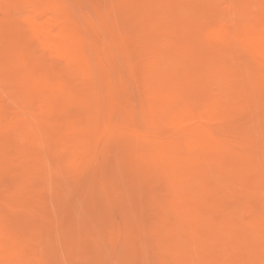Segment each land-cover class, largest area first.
Instances as JSON below:
<instances>
[{"label": "bare ground", "instance_id": "1", "mask_svg": "<svg viewBox=\"0 0 264 264\" xmlns=\"http://www.w3.org/2000/svg\"><path fill=\"white\" fill-rule=\"evenodd\" d=\"M66 1L67 0H0V12H2L0 14H3V16L0 17V83L5 82L6 86L9 87L8 89H5L6 91H4L5 92L4 94L0 93V184L3 182L4 179L6 180L7 177H11V178L14 177L15 178V179L13 178L14 179L13 181H15V183H16V184L14 183L15 186L17 185V182L19 184L20 183L23 184V182L21 181V178H24V180H26V179H28L29 176H31L33 174V180H34V178H36V176L34 177V174L36 175L37 173L42 174V178L44 179L42 182L40 181L41 182V183H39L40 186H45L42 184L43 182L49 183V185L47 184L48 187H46L49 189L48 192L52 188L51 186H54L55 182H58V181H55L53 179L56 176H57L56 177L57 179L55 178L56 180H58V177H59V180L62 179L63 182L65 180H72L73 179L72 180L73 183H80L83 181L82 178H83V174H84L86 169H91V171H92V170H94V168H96L100 164L99 160H101V159H99V157H101L100 154L101 153L103 154V152L100 150L99 145H102V143H104V142L106 143V141L108 142V140H110V139H114V140H117L119 147H124L126 149L128 147L131 149L129 154H131V157L133 158L131 160L132 161L134 160L133 161L134 165L132 168L133 170L131 171L132 162H131V160H129L131 162V164H130L131 166L128 165L130 168V169L128 168L130 170L128 172H130V173L127 174L125 172V174H127V178L129 176L130 179H131V176H134V181H136V182L134 184H132L133 186L132 185L131 186L134 187L133 189H135V190L132 193L133 189L128 190L129 189V186H128V188L125 189L124 192L126 194V191L127 192L131 191V193L128 192L129 194H127V195H125L124 192H122V193L125 195V197L126 196L128 197V198L126 197L128 200L130 198H132L133 195L135 196L134 199H137L136 194L139 195L140 193H142L144 191V188L147 187V185H149V184H146V186H145V184H142V185L140 184L139 187H136L135 186L136 183H138V181H140V178L142 179V182L145 180H148V178H149L147 183H150V187L152 184V188H149V186H148V188H145V191L146 192L148 191L147 192V196H148L147 200L148 201L145 198L146 197L145 191L143 192V194H145V197H141L143 195L140 196L141 198H139L137 196L138 197L137 200H139V199L144 200L145 199L144 202L147 201L146 203L149 204V206H148V204L143 202L144 204L147 205V207H149V209H144V210H146L145 213L152 210L153 204H157L158 207L156 206L155 209L158 210V208L160 207L158 210L160 215L159 216L156 215L157 216V219H156V217L155 218L153 217L154 214L151 212L150 215L151 216L153 215L152 217L154 219H156V220L151 222L150 220H148L150 215L148 216L146 214H143L144 213L143 207L142 208L140 207L141 210H139V212H138V210L136 209L137 207L135 206L136 204H134L135 200H133L134 201L133 205L135 206L134 207L132 205V203H130V201H131V199H130L128 201L129 203H127V207H125L126 209H124V210H126L125 214L120 215L119 218L123 216L122 218H124V217L130 218V220L136 219V221H137V219H139L138 213H140V211H143V213L141 212L142 214L140 215L141 220H138L137 222L142 223V221H143L144 226L142 225V227L141 226L139 227V225H140L139 223L134 224V222L132 223L131 221H129L128 226H130V228H127V227L124 228V226L122 224L125 220V226H126V224H128V223H126L128 221L127 219H124V220L121 219L122 221H120V222H122V223H120V222L116 223L115 220L113 219L114 218L113 213L115 212V214L117 216L119 214V211L122 210V209L119 210V208H122L121 204H120V207L118 209L115 207V205H113L118 200V198H116L117 200H114L115 197H118V195H116V194H115V197L113 198L114 192L117 193L116 191L113 192V190H115L117 185L115 187H113V185H111L113 188L110 187L109 186L110 184H108V182L110 183V181L104 182L103 181L104 176H100V178L103 177V179L100 182L101 184L98 183L99 185L97 188L99 189L101 187V189H99L98 192L96 191V193H98L100 195L102 194V197H103V194L105 193L104 198L102 199V197H101V199L103 201L107 197L106 198L107 200L105 199V201H104V202H106V205L103 203V205H105L106 207H107L108 203H112V202L116 201V202L112 203V207L114 208V210H117L118 213H116V211L111 213L110 209H108L109 207L106 208V210H104V209L102 210L101 208L103 206H100V208H99L98 203L96 202L97 205L93 208H96V211L98 209H100L102 211V213L99 211L98 212L106 215V217L104 215H103L104 216L103 217L100 214L99 215L100 220L96 221L95 218L98 219V213L94 210L95 211L94 214L96 213L97 216L93 214V211H92V216L88 215L90 217H93V215H94V217H93L95 219V220H93L94 222L90 221V223L84 225V223H82V221L78 220V228L82 232L81 233L75 232V233H77V234L80 233V235H78V236H79V239L81 241L82 240H83V242L85 240L87 241V243L84 242L83 246L82 245L80 246V247H84L86 244H88V248H87V246H85V250L87 249V251L88 250H91V251L86 252V254L92 252L93 249H91V248L97 249L98 247H103V246H101L102 244L104 245L105 243H108L107 245H109L111 248L109 247L110 250L107 248L109 252L106 249H104L106 252L104 251L103 256H107V257L111 258L112 257L111 254H113V255L115 254V256L117 254L116 257L118 259L115 260V258L113 256V258H114L113 262L107 261L108 259H110V258H108L106 261L104 260L106 263L103 261L105 264H107V263L108 264L109 263H111V264H126L125 261H127V264H128V261L130 259L129 255H136L134 253H137V252L138 253L140 252L139 254L141 255V256H137L138 260H140L142 258V261L145 262V264H193V263L194 264H220L222 262V259L224 258L223 257L225 255L224 252H219L217 257H215V260H213L211 263V262L206 260L207 255H205V252L203 250V248L208 243L211 242L210 240L212 238H214V237H215L214 239L217 238V236L220 232H229V234H230L229 238L231 240H234V238L236 239V235L234 234V232L236 230V227L239 226L240 227L239 229H241L243 227L244 232L247 230H251L253 232L255 231L256 234L258 233L260 235V237H258V238L264 239V218H262L263 215H258L256 213H254L255 210L250 209L251 211L253 210L252 212L254 215V216L250 215V218L252 217L250 221H248L242 225L239 222H237L240 220V218L237 217L239 220H237L235 222L234 221L235 219L233 217L235 215H233V214H236V213H234L232 211V213L230 214V213H228L229 212L228 210H227L228 212L225 210V207L222 204L223 201H220V198L216 197V195L218 194L217 193L218 191L214 190L215 188L218 187V185L221 184V183L218 184L216 181H220V179L222 178L221 175H224V174L220 173L221 174V175L219 174L220 176L217 175L218 177H220V179L215 180L216 178L215 179L213 178L215 180L213 182H212V180L208 181V179H207V177L209 179H211L207 175L210 172H213L216 170H218L217 172H219V171L224 172L226 175L231 174V175H228V178H230L229 176H231V177L234 176L233 178H236L238 176L237 179H239L242 177L241 176L243 173L242 170L247 169V168L243 169V167H245V165H244L245 162L243 161L242 157L243 158L245 157L244 160H246L247 162H249V160H247V158L251 157V155H249V156L247 155L248 156L247 158H246V156H244L247 153H249L248 151L250 149L249 150L247 149V153L244 154L243 152L245 151L244 150L245 146L238 145V142L232 143L233 141L231 142L228 139V135L223 130L220 131L217 129V125H219V126L225 125V123L227 122V119H229V117L232 118V117L237 115V114L234 115L235 114L234 112H236L238 110L240 111V109H247L251 104H252V108L250 107L251 108L250 111L253 108H254L253 110H255V109L261 110V112L257 111V112H260V115H258V116H257V114H259V113L255 114L254 111H252V114L254 113L256 116V117L255 116L252 117V118H255L253 120L254 121L256 120V123L260 122V125H262V124L264 125V118H263L264 117V7H263V10H261L262 8L260 10H259V8L258 9L256 8L257 9V11H256L255 8H253L256 5V4L254 5L256 0H254L255 2H253V3L249 2L250 4L248 3L247 0H242V1L239 0L240 2H242L241 4L239 3L240 6L234 5V4H237L239 1L230 0V1H235L234 3L231 2L232 4L230 6L231 7L230 10L234 11V13H233L234 15H233V17H228L225 14L231 12V11L226 12L227 9L229 10L228 4H230V1H228L229 2L228 4H227V1L226 2L223 1L226 3L225 5L228 6L225 8L226 10H224L226 13H223L224 12V11H222L224 9L223 7H222L223 9L218 8L219 10L222 9L221 12H219V14L216 13L218 11L215 9L216 11L214 13H216V16H215V14H213V16H215V17L214 18L212 17L213 19L211 18L212 22L210 20V17L212 15H209L210 17L208 16L209 17V20H208L207 19L208 17L206 16L207 17L206 18L204 16L205 13H203L201 7H199L200 9H198V10H201V12H199V13L200 14L203 13L202 15L206 18L205 20L210 21V24H211L210 25L211 27H209V25H208L209 23H207L208 21L207 22L205 21V23H207L209 29H203L201 26V24L203 23L202 22L203 20H201L202 15H201V17H199L200 15L197 16L195 14L196 12L198 14V11L195 9L196 5L194 7L191 5V3L188 6H187V4L181 5V4H179V1H177L179 6H181L180 8H182V10H184V11H186L185 7H187V10H189L188 7L192 6L191 7L192 9L190 8V11L189 12L186 11V12L190 13V12H192L191 10H193V8H194L195 10H193V12H192L193 16L196 15L197 18L195 16L194 17L197 20H199L201 18L200 20L202 23L195 22L194 25L187 26L185 28L183 26V30L181 28L182 31L179 30L178 28H175V30L172 32V36L174 37L173 39L176 42V43H174V41H172V44L174 43V49L169 50L167 52L166 51L162 52L163 50L160 49V47L158 45L159 43L156 44V41L155 42H154V40L152 41L151 38L147 37L148 36L147 34H145V33L143 34L142 32L147 33V31H145L144 29L142 30V28H141V25H142L141 14H143L144 9L146 11L147 6H148V8H150V7L154 8L153 1L152 0H115L117 2L118 6L124 5V6H127V8H128V5L130 6V4H131L132 7L131 8L129 7L128 9L129 10L131 9L129 13L132 14L131 18H132V21L134 22V24L133 23L132 24H133V27L136 28V30H137V32L135 33L134 36L144 38V41H143L144 43H146V40H147L148 44L150 42V44L154 46V49L158 50V52L155 51V53H156L155 55L150 56L146 59L144 66H143L145 69V74L143 77V88H142L143 92H144L143 93L144 97H142V98H144L143 103H146L147 106H144L140 111H138V114H137L129 106V103H126V102L124 103V101L126 99L125 100L123 99L124 101L121 100L124 96L127 97V95H126L127 92L125 90V92H126L125 95L122 93V96L123 95L124 96L121 97V92H120V90H118L119 85H120L119 81L114 77L111 66L108 65L109 63H108V59L106 57L107 47L104 43H102V42L100 43V40H98L99 37H101L99 35L101 33L99 31L100 27L97 26V23L94 21H93L92 25L90 23L89 30L86 27H84L82 25V23L80 22V20H78L74 16L73 9H71L70 6L68 5V3L70 1L68 3ZM102 1H104V0H102ZM108 1H110V0H108ZM113 1H112V3H113ZM185 1H188V3H189V0H185ZM185 1H183V2H185ZM191 1L192 0H190V2ZM194 1H196V2L198 1L197 3H201L200 0H194ZM218 1H216V3L218 2V4H219L220 0H218ZM249 1H251V0H249ZM257 1L259 2V3H257L259 5L261 2L259 0H257ZM99 2H101V0L98 1L97 5L99 4ZM157 2H158V0H157ZM205 2L208 3L209 0L208 1L206 0ZM223 2H221V3H223ZM107 3H109V2H107ZM221 3L219 4V6L222 5ZM101 4H102V2H101ZM110 4H109V6H110ZM201 4H202V7H204V5H203L204 2H202ZM218 4L217 5L212 4V5L219 7ZM171 5H173V3ZM212 5H211V7H214ZM232 5H234L235 7ZM263 5H264V3H263ZM78 6H80V5H78ZM198 6H200V5L198 4ZM205 6H207V5L205 4ZM110 7L112 8V10L114 9V7H112V5ZM101 8H102V6H101ZM174 8L176 9V7H174ZM214 8H216V7H214ZM19 9L24 10V12L18 19L17 13L22 12L21 10L19 11ZM206 9L207 8L205 7V11L207 12ZM250 9H254V11H252ZM125 10H126V8H125ZM182 10H180L181 11L180 13L184 14L185 12H182ZM95 11H98V9H95ZM194 11H196V12L194 13ZM213 11H214V9H213ZM213 11H209V13L210 12L213 13ZM100 12H102V11L100 10ZM111 12L112 11H110V13ZM121 12H120V14H122ZM173 12H176V11H173ZM126 13H127V11H126ZM220 13H223V14H220ZM108 14L109 13H107V15H106L107 17H108ZM152 14H153V11H152ZM101 15H103V14L101 13L99 15V17ZM160 15H162V14H160ZM185 15H187V14H184V16ZM190 15L191 14H189L188 16H190ZM219 15H220V17H223V18H220ZM221 15H223V16H221ZM154 16H156V15H154ZM181 16L182 15H180V17ZM193 16H190L187 19H189L191 17L193 18ZM77 17H79V16H77ZM86 17L88 19L87 15H86ZM111 17H113V16H111ZM127 17H126V19H127ZM163 17H164V14H163ZM100 18L102 21L103 17H100ZM100 18L98 19V21L100 20ZM90 19L92 20V18H89V20ZM112 19L108 18V20H109L108 22H111L110 20H112ZM171 19L174 20V17H172ZM177 19L178 18H176L175 20H177ZM114 20H116V19H114ZM120 20L121 19H119V21ZM184 20H185V18H184ZM128 21H129V19H128ZM172 21H171V24H172ZM104 22H107V21H104ZM104 22H103L104 25L102 24L104 26L103 30H105V29H106V31H110L111 29L114 30L112 27L110 29L108 27V24L105 25ZM177 22H180V21H177ZM182 22H183V20H182ZM113 23H116V21H114ZM184 23H187V22H184ZM205 23H204V25H206ZM132 24H131V26H132ZM190 24H192V23H190ZM111 25H113V27L115 26V24H111ZM116 25H118V24H116ZM146 27H148V26H146ZM193 27H195L194 30H191L190 28H193ZM150 28L151 27H148V30ZM205 28H207V26ZM122 29H120V30H122ZM162 29H164V28H162ZM185 29H186V31H184ZM158 30H159L158 32H160V29H158ZM178 30L181 31L180 34L178 33L179 32ZM190 31H191V33H190ZM162 32H163V30H162ZM150 33H151V35H153L152 32H150ZM148 34H149V31H148ZM160 34H159V36H160ZM129 35H130V32H129ZM149 36H150V34H149ZM114 37H115V39H118L115 42V44H118L119 47H123V45H124L123 37L125 39L126 34L120 33V35L116 34V35H114ZM160 38L161 37H159V39H158V37H157L158 41L160 40ZM149 39H151V40L149 41ZM155 39H156V37H155ZM164 41H165V39H164ZM166 41H168V40L166 39ZM162 42H163V40H162ZM164 43H167V42H164ZM168 44H164V45L168 46ZM35 45H38V47H40L42 49L43 54H41V52L39 53V51L36 52L37 50L35 49ZM195 45H197L198 48ZM227 47H232V48H236V50H241L243 54H245V52L247 53V55L245 54L244 56H248L247 62L249 64L248 65L246 64L247 69L246 68L245 69L248 70L247 71L248 73L251 72L252 75H250L251 74L250 73L247 76L248 73L246 72V70H243L244 67L242 69V66H243L245 61L238 63V61H240L239 60L240 57L237 59L238 61L236 63L240 64V65L242 64L241 71L243 70V72L238 73V71H237L238 75H236V73H235V75H234V73L231 74L230 71H231L232 67H234V63L231 62L233 64V65H231L232 66L231 67L229 65V63L227 62L226 58H225L226 59V61H225V59L223 57L226 56L227 54H223L224 55L223 57H219V56H221L220 53L223 52L225 49L230 50V48H227ZM168 48L171 49L170 45ZM224 52L226 53L227 51H224ZM229 52L230 51H228V53ZM45 53H49L51 55V57L46 58ZM237 53H241V52L238 51ZM164 54H166L167 58L165 57ZM243 54H242V56H243ZM239 55H237V57ZM233 58H235V60H236V57L234 55H233ZM118 59H119V57H118ZM229 59H231V58H229V55H228V60ZM177 60L181 61V62H179V64L182 63V65H184V67L182 66L183 69L178 68L175 65ZM243 60H245V59H243ZM167 64H169V65H167ZM240 65H238V66H240ZM249 66H250V69H249ZM237 69H239V68H237ZM249 70H251V71L249 72ZM255 70H257V72ZM241 75H242V78H240ZM98 78L103 79L102 81H100V83L102 82L103 88L106 90V94L104 93L105 97H103L104 95L102 96V94L100 92V90H101L100 87H102V84H98L97 80H100ZM121 78H122V76H120V80H123ZM125 84H126V82H125ZM218 84H221L222 88H223V86L234 87L233 88V90H235L234 92L236 93V91H237V94H235V98L237 99V101H235L236 103H233L234 102L233 100H235V99H233V98H232L233 100L230 99L231 97L229 95L231 94V92L230 93L227 92L228 94L227 93L225 94L223 91L224 94L222 97H219L220 95H222L221 93H219L220 94L219 96L215 95V92H216V94L218 93V91H216V86ZM124 87L126 88V86H124ZM134 89L136 90V88H134ZM122 90H124V88L121 89V91ZM227 91H229V90H227ZM102 93H103V90H102ZM6 96L8 98H10V100H11V102L8 99H7L8 102L5 101L8 104H4L5 102L2 100ZM103 98H105V102L108 103V106L106 103V109L109 107L107 109V111H108L107 114L105 112L106 109L104 107L105 106L104 102L102 104V105H104L103 106L104 109L102 108V105H101ZM136 102L137 101H135V103ZM10 104H12V107H13V108L11 107L12 109L8 107V105H10ZM13 104H16V106L15 105L13 106ZM253 105H255V107H253ZM256 107H259V108H256ZM137 108H139V106ZM9 109H11V111H12L11 115L9 114V112H10ZM102 109H103V111H102ZM120 110H122L121 112H122L123 118H122V120L120 118L119 120H121V121L118 122L117 119H118L119 115L117 113ZM102 112H104V115L105 114L106 115L104 116ZM249 112H247V116L251 115ZM255 112H256V110H255ZM239 113L242 114V112H239ZM248 113H249V115H248ZM232 114H233V116L231 117ZM244 115L246 117V114H244ZM237 118H239V116ZM249 118H250V116H249ZM252 118H250V120ZM253 120H251V121H253ZM249 128H250V126H249ZM260 128H261V126H260ZM19 137L22 138L21 142H19V140H20ZM13 138L15 139V141L19 142V144H14L13 143L14 141L12 142V140H14ZM111 141L112 140H110V142ZM115 145L116 144L113 142L112 146H111L112 147L111 150L114 149L113 151H115L116 147L113 148ZM243 147H244V149H243ZM101 148H102V146H101ZM124 148H123V150H124ZM50 149H54L55 151L58 152L59 156H58V154H56L55 151H53L56 154L55 160L57 161V159H58V158L56 159V157H60L59 159H60V163L63 164L62 166L68 168L67 169L68 173H70V175L68 177H70L72 174V177L75 176L77 178L76 180H78V181L74 180L75 179L74 177L73 178L71 177L72 179L71 178L68 179L67 177H65L66 179L65 178L63 179L62 177L60 178V176H63L62 174L65 171L64 172L62 171V174H59L60 170L57 171L56 168L60 167L59 161H58V167H57L56 163L54 162L55 160H48L49 159L48 156H47L48 157L47 160L44 158V156H45L44 153L46 151H49ZM104 150H105V147H104ZM109 150H107V152ZM16 151H18V152H16ZM120 151H122V150L120 149ZM123 152H125V151H123ZM15 153H18L16 155L20 156L19 157L20 162L18 164H14V162L11 160V155L12 154L15 155ZM105 153H106V151H105ZM127 154H128V152H127ZM127 154H125V155H127ZM119 155L122 156L124 154H121L119 152ZM119 155H118V157H119ZM116 156H117V154L115 155V157ZM122 157H120V159ZM117 159H119V158H117ZM117 159L115 161V165H113L114 168L116 166ZM123 160H124V158H123ZM240 160H242L244 162V164H243V162L241 163ZM250 160L253 161L251 158H250ZM48 161L50 163H48ZM113 162H114V160H113ZM51 163H54L55 166H53V164H51ZM124 163L127 165L126 159L124 160L123 164ZM49 164L52 165L53 167H50ZM101 164H102V160H101ZM249 165H252V164H249ZM117 166L119 167V165H117ZM121 166L123 168L125 165H122V163H121ZM236 166H237V168H236ZM247 167H248V165H247ZM61 168H59V169H61ZM124 168L126 170L127 167H124ZM252 168H253V165H252ZM262 168H264V167H262ZM99 170H101V169H99ZM89 171L90 170H88V173H89ZM120 171H121V169H120ZM245 171L247 173V170H245ZM249 171H253V170H248V172ZM261 171H263V170H261ZM95 172L96 171H94V173ZM108 172H110V169H108ZM111 172H113V171H111ZM253 172H255V171H253ZM253 172H251V174H250V172H249V174L248 173L247 174L251 176ZM260 173H258V174H260ZM52 174H54V175H52ZM95 174H96L95 176L93 174H91L92 179H95V177L98 176L97 172ZM107 174H109V173H107ZM110 174L112 177L114 172H113V174L112 173H110ZM211 174H214V172ZM89 175L90 174H88V175L86 174V177ZM102 175H104V174H102ZM116 175H117V173H116ZM116 175L114 174V178H116L115 177ZM243 175H244V173H243ZM51 176H54V177L52 178ZM65 176H66V174H65ZM122 176L123 175H121L118 178L120 179V178H122ZM211 176H215V174L211 175ZM261 176H263V174ZM50 177L54 182H52ZM86 177L84 175V178H86ZM111 177L107 176V178H110V179H111ZM252 177H253V175H252ZM256 177H258V176H256ZM259 177H260V175H259ZM114 178L112 179V181L114 180ZM118 178H116L115 181ZM248 178L250 179L251 177L247 176V179ZM39 179H41V178H39ZM98 179H99V176L96 178L97 182L100 181V179L99 180ZM241 179H239V180H241ZM256 179L255 180L253 179V180L256 182ZM37 180L38 179H36L35 182L32 181V183H31V181L28 180L29 181L28 184L31 185L30 188H32V186L35 184L36 186L34 185V187H36V189L33 187L34 190L39 191V189L37 190V187H39V188H41V187L37 185L38 184L37 182H39ZM50 180L53 183V185H52V183H50ZM87 180H88V178H86L85 181H87ZM96 180H92L93 181L92 184H94V182H96ZM230 180H231V178L229 179V181ZM251 180H249V183H251L250 182ZM72 181H70V182H72ZM90 181H91V179H90ZM122 181H124V178H122V180H120V184H122ZM261 181L264 182V179ZM261 181H258V182H261ZM63 182L62 181L58 182L59 186H61V189H62V187L63 188L66 187L65 184H63ZM142 182H140V183H142ZM224 182H226V181H224ZM9 183H12V181ZM60 183H62V185ZM65 183H67V185H68L67 188L68 187L70 188L72 186L71 187L72 189H70L71 192L73 190L75 191V189H74L75 184L73 186V184L69 183L70 184L69 185L68 181ZM124 183L126 184V182L124 181L123 182L124 186L123 185L122 186H123V188H126L127 186L125 187ZM153 183H154V186H153ZM215 183H217V185H215ZM5 184H7L6 181H5ZM81 184H79L78 189H80V188L82 189ZM209 184H210V186H212V185L217 186L215 188L213 187V189L210 187L211 191L212 190L216 191L215 195H213L214 194L213 191H212L213 193L210 191V188L208 186ZM238 184H239V182H238ZM244 184H246V183L244 182ZM2 185H3V183H2ZM86 185H87V183H86ZM127 185H128V183H127ZM236 185L237 184H235V187H236ZM257 185H255V186H257ZM15 186H12V187L14 188ZM89 186L91 187V185H89ZM93 186L95 187L96 184ZM118 186H119V188L122 187L119 184H118ZM159 186H160V189H162V192L158 188ZM233 186H234V184H233ZM255 186H254V188H256ZM16 187H15V190H16ZM21 187H23V186H20V188ZM28 187H29V185H28ZM28 187H27V189H24V190L32 191L31 192L32 194L36 193L35 191H33V188L30 189ZM251 187L253 188V186H250V191L249 190L247 191L248 193H246V191L245 192L244 191L239 192V194L244 192V196H246V199H247L246 203L248 202V200L251 201L250 198L252 197V194L250 192L256 190V189L251 190ZM46 188L44 189L45 191H43V192H45V194H43V196L41 198L42 200H44L45 204H46L45 199L48 196ZM86 188L88 189V192H87ZM89 188L85 187V190L87 193L90 194V192L94 188L91 189L92 188L91 187L90 188L91 190ZM208 188H209V190H208ZM229 188H231V187L229 186L228 189ZM248 188H249V186H247V189ZM58 189H60V188H58ZM120 189L122 190V188H120ZM257 189L260 190L261 188H257ZM5 190H8V189L5 188ZM9 190L11 192V190H14V189L9 188ZM52 190H54V189L52 188ZM64 190H66V188ZM64 190H61V191H64ZM80 190L79 191L77 190L78 195L81 192H82L81 195H83V196L88 195L87 193H84L85 191H82L83 189L81 190V192H80ZM89 190H90V192H89ZM95 190H97L96 187H95ZM223 190H224V188H223ZM245 190H246V187H245ZM263 190H264V186H263ZM74 191H73V193L70 192L71 195L72 194L75 195ZM99 191H104V193H99ZM159 191L161 192V195L158 193ZM230 191H231V189L229 190V193H230ZM0 192H2V190ZM53 192H55V191H53ZM66 192L68 193V191H66ZM66 192H64V195ZM112 192H113V194H112ZM118 192H119V190H118ZM31 193H30V198H32V201L30 198H28L29 196H27V198H26L25 197L26 194L23 193V191L21 192L19 189L14 191L13 194L11 192L10 195H7V197H5V198L6 199L9 198L10 200L11 199L15 200V199L20 198L21 200L19 201V203L22 205L23 210L25 211V213H30V214H38L37 211H39V209H38L39 207L34 206V205H36V204L40 205V203H41V207L42 206H44V207L40 208L41 211H39V212H40V215L42 214L43 216H45L46 213H43V212H45V210H44L45 205H43L44 203L41 201V199H40V202L38 201L37 203H35L34 205L32 204L31 206L29 205V204H31V202L34 203L33 200H35V197L37 196L36 195L33 199V197L31 196L32 195ZM42 193H41V195H42ZM51 193H52V191H51ZM57 193H58L57 194V196H58L59 191H57ZM60 193H62V192H60ZM70 193H68V194L70 195ZM83 193L87 194V195H84ZM96 193H94V191H93V194H96ZM234 193H237V192H234ZM253 193L255 194V192H253ZM257 193H256V198H257ZM262 193H264V191ZM36 194H39V193L37 192ZM54 194H56V193H53L52 198H51V196H48L51 198L50 199L51 205H55V204L59 203V201L57 202V200H56L57 196L54 197ZM210 194L212 197L209 196ZM219 194H222V196L223 195L225 196V194H223V192H221V193L219 192ZM227 194H226V196H227ZM254 194H253V197H254ZM33 195H35V194H33ZM49 195H51V194H49ZM73 195H72V198H73ZM237 195H238V193H237ZM89 196L91 198H93V200H95L94 198H96L95 195H93V197H92V195H89ZM111 196H112V198H111ZM208 196L210 197L209 199H211V198L212 199L211 200L207 199ZM222 196H221V198H222ZM43 197H44V199H43ZM78 197H76V195H75L76 199L74 198L73 202L71 200L72 198H69V200H67V202L71 200L70 202H72V203L77 202L76 204L78 205L80 200H82V198H83V197L81 198V196L79 198ZM241 197H243V196L241 195ZM53 198H56V199H54L55 202L53 201V203H52ZM121 198H120V200H121ZM234 198H236V197H234ZM65 199H63V200H65ZM87 199L88 200H86L87 202L85 201V203L89 204V202H88L89 197ZM241 199H243V198H241ZM27 200H30L31 202L29 201V203H28ZM59 200H60V198H59ZM61 200H62V198H61ZM75 200H77V201H75ZM84 200H82V201H84ZM2 201H3V198H2ZM21 201H22V203H21ZM95 201L100 202V199H97ZM123 202H125L123 204V206H124L126 204V201L123 200ZM48 203L50 206L49 198L47 200V205H48ZM63 203L66 204V200ZM253 203H254V201L250 205L252 206ZM5 204L8 205V199H7V203L5 201ZM60 204H58V205H60ZM79 204L81 205V203H79ZM87 204L84 208H86V209L89 208L88 210H90L92 208V206H91L92 201L88 205L89 207L87 206ZM94 204H95V202H94ZM138 204H140V203L138 202ZM247 204H249V202ZM259 204L255 203V205H257L258 207H259ZM262 204H263V201H262ZM21 205H20V207H21ZM80 205H78L79 208H80ZM118 205H119V203H118ZM227 205H228V203H227ZM250 205H248V206H250ZM78 206H76V207L78 208ZM97 206H98V208H97ZM5 207L6 206L4 205V208ZM7 207L10 208V205H8ZM62 207H65V205L62 204ZM131 207L134 208V210L132 209L133 211L130 209ZM138 207H139V205H138ZM253 207H251V208H253ZM0 208H2V206ZM46 208L48 209V207H46ZM65 208H67V207H65ZM113 208H112V210H113ZM237 208L239 209L238 206H237ZM249 208H248V210H249ZM5 209H8V208H5ZM36 209H37V211H36ZM53 209H54V207H53ZM72 209L76 210L73 207H72ZM80 209H82V208H80ZM135 209L138 212V213H136L137 214L136 216L134 215L135 213H133L136 211ZM155 209H153V210H155ZM245 209H246V211H248L247 207ZM262 209H264L263 206L261 208V211L263 212ZM42 210H43V212H42ZM91 210H93V209H91ZM124 210H122L121 212H123ZM69 211H71V210H68L67 212H69ZM79 211H81V210H79ZM103 211L104 212L107 211V212L103 213ZM156 211L154 213H156ZM256 211L258 212L259 209H257ZM8 212H7V214H8ZM48 212H49V210H48ZM48 212H47V214H49ZM67 212H66V217H67ZM76 212H77V210L75 211V213ZM206 212H207V214H205ZM208 212H210V213H208ZM1 213H2V211H1ZM73 213H74V211H73ZM73 213L71 215L72 217H70L69 220L71 218L72 219L74 218L75 214H73ZM82 213L83 212H81V214ZM240 213H241V211H240ZM3 214H5V213H3ZM90 214H91V212H90ZM126 214H128V216H126ZM238 214L239 213H237V215ZM76 215L77 216H75V217L77 218L78 214H76ZM83 215L86 216V218L88 217L87 215H85V213H83ZM144 215H146L148 217H146ZM18 216H19V214H18ZM48 216H50V215H47V217ZM100 216H101V218H100ZM8 217H10V215ZM30 217H32V216H30ZM30 217H28V218H30ZM34 217L37 218V216H34ZM47 217H46V219L49 220ZM66 217L63 219V222H64V220H66ZM80 217H82V215ZM142 217H144L143 218L144 220L142 219ZM17 218H15V216H13V218H12L13 220L11 221L10 220L11 217H10L9 218L10 224L12 222H15L16 221L15 219H17ZM117 218H118V216H117ZM72 219L70 220L72 222V225L76 224V222H74L75 218H74V221H72ZM77 219H81V218L78 217ZM118 219H117V221L120 220V219L119 220ZM85 220H83V221H85ZM90 220H92V219L90 218ZM103 220H105V221H103ZM147 220H148V222H147ZM57 221L59 222V220H57ZM70 221H69V223H70ZM100 221L105 222V224H103L104 226L102 224L100 225V223H103ZM6 222H9V221H7L6 218L4 219V217H2V215L0 214V262L5 263V264L6 263H8V264H34L32 254L29 255V253H27V251L25 249L26 246L24 245L25 248L23 247V245L21 244L23 242H21L20 238H19L20 236L23 235L22 229H23V227H26V225L21 227V226H18L19 225L18 223H16V224L13 223V226L17 225L18 230L20 228H22L21 229L22 235L19 233L18 234L19 236H18L17 233L15 232V229L17 227L15 229H13V228H11L12 226ZM38 222L41 223V221H39V220L37 221V223ZM52 222L53 221H51L50 227L53 225ZM79 222H81L83 225L82 224L79 225ZM114 222H115V225L116 224L122 225L123 229L128 230L127 231L128 233L125 234V236L121 231L120 232L117 231L119 233H116V230L114 228ZM241 222H243V221H241ZM29 223H31V220ZM42 223H44V221ZM235 223H236V225H235ZM44 224H40V225H44ZM57 224H59V223H56V225ZM130 224H132L133 228L131 227ZM133 224H134V226H133ZM31 225H32V223H31ZM33 225L36 226L38 224H36L34 221ZM45 225L47 228L49 224H45ZM65 225L66 224L64 223L63 226L65 227ZM70 225L71 224H67L68 230H70V228H69ZM120 225H116V227L119 226V228H121ZM135 225H137V227H139V228H136L135 230H133ZM53 226L55 227V225H53ZM41 227H43V226H41ZM54 227H52V228L56 229V227L55 228ZM37 228L38 227L36 226V229ZM43 228H44L43 230H47V229H45V227H43ZM65 228H63L64 231L67 230ZM63 229H61L62 232H63ZM80 230H78V231H80ZM136 230H137V234H136V232H134ZM48 231L47 232L45 231L47 233L46 235H49L50 232L48 233ZM236 231H238V230H236ZM243 231H242V233H243ZM45 232H43V233H45ZM66 232H70V231H66ZM239 232H241V231L239 230L238 233ZM26 233H27V231H26ZM31 233L28 232V234H31ZM43 233L40 232L39 234L41 235ZM55 233L57 234L56 231H55ZM75 233L71 235V232H70V234L69 233L68 234L71 236H74V235H76ZM134 233H135V235H134ZM28 234H26V235H28ZM59 234H62V233H59ZM64 234L62 236H64ZM34 235L36 236V234H34ZM220 235H222V233H220ZM253 235H255V234H253ZM253 235H251V232H250V236H253ZM259 235H255V236L257 237ZM71 236H68L67 238L69 239V237L71 238ZM226 236L228 237V235H226ZM75 237H73V240H75V242H76V240H78L77 241V243H78L79 239L77 238V235ZM32 238L36 239V237H31V239ZM54 238H52L53 241H54ZM57 238L58 237H56V239H55L56 243H57ZM25 239L26 238L24 237V241L26 242L27 239L26 240ZM58 240L61 241V238L59 237ZM246 240H247V238H246ZM43 241H44V239H43ZM68 241H69L68 243L70 244L71 239H69ZM139 241H140V243H139ZM260 241H261V244L263 245L264 244V243H262L263 240H260ZM260 241L258 240L259 243H260ZM61 242H63V241H61ZM214 242L216 244V240ZM240 242H241V240H240ZM245 242H248V241H245ZM252 242L254 243V241H252ZM47 243H50V240ZM89 243H90V246L93 244L97 248L91 246V248L89 249V247H90ZM227 243L228 242L226 241V244ZM32 244H33V242H32ZM53 244H55V243H53ZM72 244H74V242H72ZM79 244L77 245V248H79L78 247ZM246 244H244V245L246 246ZM249 244H250V242H249ZM26 245H28V244H26ZM39 245H40V243H39ZM44 245H45V243H44ZM75 245H76V243L73 246L75 247ZM231 245H233V244H231ZM49 246H51V245L49 244ZM53 246H51L53 248L52 251L55 250L58 253L59 249L57 251L56 246L55 245H53ZM61 246H63L62 243H61ZM105 246H106V244L104 245V247ZM218 246L221 247V245H218ZM218 246H217V248H218ZM254 246L259 247V245L257 243H256V245L254 243ZM254 246L252 245L253 248H254ZM40 247H41V245H40ZM64 247H66L67 249H71V250L76 248V247L73 248L72 246L70 248V247H67L66 245H64ZM64 247H62V248L66 250V248H64ZM206 247H208V246H206ZM222 247H224V246H222ZM258 247L254 248V249H258ZM39 248H37V249L39 250ZM44 248L45 247H43V249ZM114 248L115 249L117 248V249L115 250ZM118 248H120V249H118ZM247 248H248V246H247ZM226 249H227V247L225 248V250ZM41 250H42V247H41ZM79 250H80V248H79ZM100 250L99 251L102 253L103 248ZM112 250L114 253L112 252ZM118 250H119V252H121V256L123 257L122 262H121L122 258L120 260V258L118 257L119 256L118 254H120V253H118ZM36 251L34 249V252H36ZM55 251H54V253H55ZM67 251H69V250H67ZM96 251H98V249ZM110 251H111V253H110ZM93 252L94 253H92V254L94 256H92V257H94V258H97V256L95 257V255L100 254V252L95 253V250ZM81 253H82V251L80 252V254ZM106 253H108V254L110 253L109 255H111V256H109L108 254L105 255ZM227 253L228 252H226V254ZM263 253L264 252L261 253L262 256H263ZM48 254H49V252H48ZM69 254L71 255V253L68 252V255ZM83 254L84 253H82V255ZM239 254L242 257L239 256V259H236L238 264L239 263L240 264H264V259H263L264 256H263V258H261L262 256H260V254L257 251L251 252L249 249L244 250L242 248L241 251L239 252ZM65 255H67L66 251H65ZM78 255H79V252H77V258H76V256H74L72 254V256L76 258V260H78V257L81 259V256H78ZM101 255L102 254H100V256ZM41 256H43V253ZM38 257H40V256H38ZM84 257L85 256L83 255L82 258L85 259ZM87 257H89V256H87ZM98 257H99V255H98ZM130 257H132V256H130ZM134 257L137 258L136 256H134ZM46 258H47V256H46ZM90 258H86V259H90ZM101 258H102V256L99 257L100 260L96 259L98 264H102ZM67 259H69V257H67ZM64 260H66V259H64ZM40 261L41 260H39V262ZM44 261H45V259L42 261V263L46 264V263H44ZM69 261H72V259L71 260L69 259ZM81 261L83 264H85L84 262H86V261L83 262V260H81ZM89 261H91V260H89ZM89 261H87V263H89ZM136 261H137V259L135 260V262ZM230 261H234V260L231 258ZM236 261H235V263L237 264ZM45 262H47V261H45ZM64 262H67V261H64ZM64 262H63V264H66ZM135 262L133 264H135ZM139 262L141 263V261H139ZM2 263H0V264H2ZM97 263L95 262V264H97ZM231 263H234V262H231ZM47 264H49V263L47 262ZM141 264H143V263H141ZM225 264H226V262H225Z\"/></svg>", "mask_w": 264, "mask_h": 264}, {"label": "rangeland", "instance_id": "2", "mask_svg": "<svg viewBox=\"0 0 264 264\" xmlns=\"http://www.w3.org/2000/svg\"><path fill=\"white\" fill-rule=\"evenodd\" d=\"M70 1V2H69ZM98 1L99 0H67L66 2L68 3V5L70 6V8L71 9H73V13H74V16L78 19V20H80V22L82 23V25L84 26V27H86L88 30H89V28H90V23H91V25L93 24V21L94 22H96L97 23V26H99L100 27V29H99V31L101 32L99 35L101 36V37H99V39L98 40H100V43L102 42V43H104L105 45H106V47H107V53H106V57H107V59H108V65H110L111 66V69H112V72H113V75H114V77L119 81V88H118V90H120V92H121V97H123L124 95H125V93L127 92V97H123L121 100H123L124 101V103L126 102V103H129V106L133 109V111L134 112H136L137 114H138V111H140L144 106H147V104L146 103H143L144 101V98H142V97H144V92H143V77H144V74H145V69H144V63H145V61H146V59L148 58V57H150V56H153V55H155L156 53H155V51L156 52H158V50H155L154 49V46L153 45H151L150 44V42H149V44H148V41L146 40V43H144L143 41H144V38H142V37H136V36H134L135 35V33L137 32V30H136V28H134L133 27V24H134V22L132 21V18H131V13H129L130 12V10L128 9L129 7L131 8L132 6H131V4H130V6L128 5V8H127V6H118V4H117V2L115 1H113V3H112V1L110 0V1H108V0H104V1H102L101 0V2H102V4H101V2H99V4L97 5V3H98ZM153 1V3H154V8H152V7H150V8H148V6H147V8H146V11H145V9H144V11H143V14H141V18H142V25H141V28H142V30L144 29L145 31H147V33L146 32H142L143 34L145 33V34H147L148 36L147 37H149V38H151L152 39V41L154 40V42L156 41V44H158L159 45V47H160V49H162L163 51L162 52H167V51H169V50H173L174 49V43H176L175 42V40L173 39L174 37L172 36V32L175 30V28H178L179 30H181V28H182V30H183V26H184V28L185 27H187V26H191V25H194V23L195 22H200V23H202L201 24V26H202V28L203 29H209V27H211L210 25V21H208L209 20V15H212L211 17H210V20H211V18L213 17H215L216 16V13H218L219 14V12H221V10L222 11H224V10H226L225 8L226 7H228L229 8V10L227 9L226 10V12H229V11H231L230 9H231V4L232 3H234L235 1H230V0H220V3L221 2H223V1H227V4L229 3L228 1H230V4H228V6L227 5H225L226 3L225 2H223V3H221L222 5H220L219 6V4H218V0H209V2L208 3H206L205 1L206 0H200L201 1V3L202 2H204V7H202V4L201 3H197L196 1H194V0H192L191 2H190V0H189V3H188V1H185V0H183V1H185V2H183L182 0H158V2H157V0H152ZM172 1V2H171ZM177 1H179V4H181V5H186L187 4V6L188 5H190V3H191V5L194 7L195 5V9L198 11V14H197V12L196 11H194V13L197 15V16H199V17H201V15L203 14V13H205L204 14V16L208 19V20H205L206 18L202 15V19L201 20H203L202 22H201V20L199 21V20H197L196 18V15H194L193 16V10H195L194 8H193V10H191L192 12H190V13H187L186 11H190V8L192 7V6H189L188 8H189V10H187V7H185L186 9V11H184V10H182V8H180L181 6H179V4H178V2ZM194 1V2H193ZM199 1V2H200ZM208 1V0H207ZM212 1V2H211ZM216 1H218L217 3H216ZM237 1H239V0H237ZM242 1V0H241ZM248 1V3L249 2H255L254 0L252 1H249V0H247ZM261 3L258 5L257 3H259L257 0H256V2L254 3V5H255V7H253V8H255V10L257 11V9L259 8V10L261 9V10H263V7H264V5H263V3H264V0H259ZM91 2V3H90ZM107 2H109V3H107ZM161 2V3H160ZM232 2V3H231ZM244 2V1H243ZM111 3V4H110ZM173 3V5H171ZM177 5H176V4ZM184 3V4H183ZM195 3V4H194ZM237 3V2H236ZM239 3L241 4L242 2H238L237 4H234V5H239ZM109 4H110V6L112 5V7H114V9L112 10V8L109 6ZM158 4V5H157ZM198 4L200 5V6H198ZM205 4L207 5V6H205ZM212 4H214V5H217L218 4V6L219 7H217V6H214V5H212ZM250 4V3H249ZM78 5H80V6H78ZM109 7H108V6ZM114 5V6H113ZM117 5V6H116ZM210 5V6H209ZM211 5L212 6H214V7H216V8H214V7H211ZM224 5V6H223ZM234 5H232V6H234ZM72 6V7H71ZM101 6H102V8H101ZM116 6V7H115ZM172 6V7H171ZM240 6V5H239ZM104 7V8H103ZM119 7V8H118ZM124 7V8H123ZM163 7V8H162ZM174 7H176V9L174 8ZM179 7V8H178ZM184 7V6H183ZM199 7H201V9H202V14H200L199 12H201V10H198V9H200ZM205 7L207 8L206 10H207V12L205 11ZM211 7V8H210ZM223 7V8H222ZM235 7V6H234ZM238 7V6H237ZM236 7V8H237ZM251 7V8H252ZM90 8V9H89ZM111 8V9H110ZM125 8H126V10H125ZM157 8V9H156ZM210 8V9H209ZM218 8H222V9H218ZM257 8V9H256ZM95 9H98V11H95ZM102 11V12H100V10ZM108 9V10H107ZM120 9V10H119ZM128 9V10H127ZM165 11H164V10ZM173 9V10H172ZM184 9V8H183ZM192 9V8H191ZM209 9V10H208ZM212 9V10H211ZM213 9H214V11H213ZM218 11V12H216V13H214L216 10ZM21 9H19V11H20ZM88 10V11H87ZM180 10H182V12H185L184 14H187V15H185L184 16V14L183 13H180L181 11ZM205 12H204V11ZM250 10H252V11H254V9H250ZM22 12L20 13V12H18L17 13V18L19 19V17L23 14V12H24V10H21ZM92 11V12H91ZM110 11H112L111 13H110ZM122 11V12H121ZM126 11H127V13H126ZM152 11H153V14H152ZM160 11V12H159ZM173 11H176V12H173ZM209 11H213V13H209ZM89 12V13H88ZM98 14H97V13ZM120 12L122 13V14H120ZM165 12V13H164ZM225 11L223 12V13H226ZM0 13H2V12H0ZM78 13V14H77ZM102 13L103 15H101L100 17H103L102 19L104 20V21H107V22H104L103 20V22L105 23V25H107L108 24V27L111 29V27L114 29V30H110V31H106V29L105 30H103V22L101 21V18L99 17V15ZM107 13H109L108 14V17L106 16L107 15ZM117 13V14H116ZM146 13V14H145ZM180 13V14H179ZM223 13H220V14H223ZM234 13V11H231L230 13H226L225 15L226 16H228V17H233V14ZM92 14V15H91ZM149 14V15H148ZM160 14H162V15H160ZM163 14H164V17H163ZM189 14H191L190 16H193V18L191 19V18H189V19H187L188 17H190V16H188ZM213 14H215V16H213ZM86 15L88 16V19H87V17H86ZM105 15V16H104ZM120 17H119V16ZM128 17H127V16ZM154 15H156V16H154ZM171 15V16H170ZM180 15H182L181 17H180ZM230 15V16H229ZM1 16H3V14H0V17ZM77 16H79V17H77ZM90 16V17H89ZM111 16H113V17H111ZM146 16V17H145ZM152 16V17H151ZM162 16V17H161ZM166 16V17H165ZM188 16V17H187ZM221 16H223V15H221ZM83 17V18H82ZM105 17V18H104ZM118 17V18H117ZM126 17H127V19H126ZM161 17V18H160ZM172 17H174V20L173 19H171ZM204 17V18H203ZM219 17H220V15H219ZM225 17V16H224ZM89 18H92V20L90 19L89 20ZM100 18V20L98 21V19ZM108 18L109 19H112V20H110L111 22H108L109 20H108ZM176 18H178L177 20H175ZM184 18H185V20H184ZM212 18V19H213ZM220 18H223V17H220ZM107 19V20H106ZM114 19H116V20H114ZM119 19H121L120 21H119ZM128 19H129V21H128ZM144 19V20H143ZM183 20V22H182V20ZM196 19V20H195ZM173 20V21H172ZM192 20V21H191ZM195 20V21H194ZM114 21H116V23H113ZM153 21V22H152ZM171 21H172V24H171ZM177 21H180V22H177ZM205 21L207 22V23H209L208 25H209V27H208V25H207V23H205ZM102 22V23H101ZM118 22V23H117ZM123 22V23H122ZM184 22H187V23H184ZM211 22H212V20H211ZM115 24V26L113 27V25H111V24ZM120 23V24H119ZM133 23V24H132ZM156 23V24H155ZM170 23V24H169ZM180 23V24H179ZM190 23H192V24H190ZM204 23L206 24V25H204ZM88 24V25H87ZM100 24V25H99ZM103 24V25H102ZM110 24V25H109ZM116 24H118V25H116ZM129 24V25H128ZM131 24H132V26H131ZM153 24V25H152ZM187 24V25H186ZM123 25V26H122ZM131 26V27H130ZM145 26V27H144ZM146 26H148V27H151L149 30H148V27H146ZM207 26V28H205ZM168 27V28H167ZM116 28V29H115ZM124 30H123V29ZM131 28V29H130ZM162 28H164V29H162ZM194 28L195 27H193V28H190L191 30H194ZM119 29V30H118ZM120 29H122V30H120ZM156 29V30H155ZM158 29H160V32H158L159 30ZM155 30V31H154ZM162 30H163V32H162ZM168 30V31H167ZM178 30V31H179ZM181 30V31H182ZM134 31V32H133ZM148 31H149V34H150V36H149V34H148ZM157 31V32H156ZM167 31V32H166ZM181 31H179L178 33L180 34L181 33ZM184 31H186V29L184 30ZM129 32H130V35H129ZM150 32H152V34L153 35H151V33ZM154 32V33H153ZM156 32V33H155ZM171 32V33H170ZM107 33V34H106ZM120 33H125L126 34V38L124 39V37H123V40H124V45H123V47H119L118 46V44H115V42L118 40V39H115V37H114V35H116V34H118V35H120ZM132 33V34H131ZM134 33V34H133ZM160 34V36H159V34ZM190 33H191V31H190ZM170 34V35H169ZM174 34V33H173ZM158 35V36H157ZM162 35V36H161ZM166 35V36H165ZM155 37H156V39H155ZM157 37H158V39H159V37H161L160 38V40L158 41V39H157ZM105 40H104V39ZM154 38V39H153ZM165 39V41H164V39ZM151 39H149V41L151 40ZM166 39L168 40V41H166ZM131 40V41H130ZM141 42H140V41ZM162 40H163V42H162ZM161 41V42H160ZM170 41V42H169ZM172 41H174V43L172 44ZM164 42H167V43H164ZM34 43V42H33ZM169 43V44H168ZM164 44H168V46L167 45H164ZM34 45V44H33ZM164 45V46H163ZM169 45H170V48L171 49H169L168 47H169ZM172 46V47H171ZM197 48H198V46L197 45H195ZM38 45H35V49L37 50L36 52H38L39 51V53L41 52V54H43V52H42V49L40 48V47H38ZM156 48V47H155ZM227 48H230V50L229 49H225L224 51H227L226 53L224 52H221L220 54H221V56H219V57H223L224 55L223 54H227L226 56H224L223 58L225 59H227V62L229 63V65L231 66V65H233L232 63H234V67H232V69H231V74L232 73H234V75H235V73H236V75H238V73L240 72V73H242L243 72V70H246L247 69V66H246V64L248 65L249 63L247 62L248 61V56H244L245 54L247 55V53L245 52V54H243L242 53V51L241 50H236V48H232V47H227ZM228 51H230L229 53H228ZM241 52L242 54H243V56H242V54L241 53H237V52ZM233 52V53H232ZM244 52V51H243ZM38 53V54H39ZM110 53V54H109ZM236 55H235V54ZM240 54V55H239ZM165 55V57H166V54H164ZM228 55H229V58H233V55L236 57V60H235V58H233L232 60L231 59H229L228 60ZM237 55H239L238 57H237ZM45 57L46 58H49V57H51V55L49 54V53H45ZM118 57H119V59H118ZM241 59H240V58ZM244 57V58H243ZM128 58V59H127ZM167 58V57H166ZM239 58V60L240 61H238L237 59ZM127 59V60H126ZM226 59H225V61H226ZM243 59H245V60H243ZM231 60V61H230ZM122 61V62H121ZM238 61V63H241L242 61L244 62V64H243V66H242V64L240 65V64H237L236 62ZM117 62V63H116ZM179 62H181V61H179V60H177L176 61V63H175V65L178 67V68H182L183 69V67H184V65H182V63H180L179 64ZM232 62V63H231ZM178 64V65H177ZM136 65V66H135ZM167 65H169V64H167ZM238 65H240V66H238ZM181 66V67H180ZM183 66V67H182ZM241 66H242V69H243V67H244V69L241 71ZM251 66V65H250ZM250 66H249V69H250ZM239 68V69H237V68ZM117 68V69H116ZM136 68V69H135ZM235 68V69H234ZM246 68V69H245ZM237 69V70H236ZM133 71V72H132ZM237 71H238V73H237ZM248 70H246V72H247ZM251 70H249V72H250ZM256 72H257V70H255ZM118 73V74H117ZM248 73V72H247ZM246 73V74H247ZM251 73V72H250ZM250 73H248L247 74V76L250 74ZM255 73V72H254ZM256 74V73H255ZM127 77H126V76ZM250 75H252V73L250 74ZM120 76H122V78L121 79H125L124 81L123 80H120ZM133 78V79H132ZM240 78H242V75L240 76ZM98 79H100V80H97V82H98V84H102V82L100 83V81H102L103 79H101V78H98ZM128 79V80H127ZM125 82H126V84H125ZM133 84V85H132ZM126 86V88L124 87V86ZM5 86V87H4ZM123 86V87H122ZM121 87V88H120ZM9 87H7L6 86V84H5V82H1L0 83V93H2V94H4L5 92L4 91H6L5 89H8ZM124 88V90H122L121 91V89H123ZM134 88H136V90L134 89ZM141 88V89H140ZM221 88V89H220ZM231 88V89H230ZM233 88L234 87H232V86H223V88H222V85L221 84H218L217 86H216V91H218V93L216 94V92H215V95H220L219 93H221L222 95H220L219 97H222L223 96V94L225 93H227V92H231V94L229 95L231 98V100H233V99H235V100H233L234 102L233 103H236L235 101H237V99L235 98V94H237V91H236V93L234 92L235 90H233ZM100 92H101V94H102V96L103 97H105V94H106V90L103 88V84H102V87H100ZM225 89V90H224ZM102 90H103V93H102ZM125 90H126V92H125ZM133 90V91H132ZM222 90V91H221ZM227 90H229V91H227ZM223 91H224V93H223ZM105 93V94H104ZM122 93L124 94L123 96H122ZM134 95H133V94ZM143 94V95H142ZM228 94V93H227ZM233 94V95H232ZM228 96V97H229ZM218 97V98H219ZM233 98V99H232ZM7 99L11 102V100H10V98H8L7 96L4 98V99H2L4 102L6 101V102H8L7 101ZM103 101H102V103H101V105L103 104V102H104V105H102V108L104 109V107H105V109H106V103L107 102H105V98H103L102 99ZM2 101V102H3ZM122 101V102H123ZM129 101V102H128ZM135 101H137L136 103H135ZM4 103V104H8V103ZM16 106V104H13V106ZM104 106V107H103ZM107 106H108V103H107ZM139 106V108H137ZM8 107L9 108H11L12 107V104H10V105H8ZM252 108V104L247 108V109H240V111L238 110V111H236V112H234L233 114L234 115H236V116H234V117H232L233 116V114L231 115V117L232 118H230L229 117V119H227V122L225 123V125H217V129L218 130H220V131H224L227 135H228V139L232 142V143H235V142H238V145H242V146H245V149H244V147H243V149L246 151H244L243 153L244 154H246L247 153V149L249 150L248 152L249 153H247L246 155H244V156H246V158L249 156V155H251V157H248L247 158V160H249V162H247L246 160H244L245 159V157L243 158L242 157V159H243V161L245 162V164H244V162L242 161V160H240V162L242 163L243 162V164L245 165V167H243V169H245V168H247V169H245V170H247V173L249 174V172H250V174H251V172H253V171H255V172H253L252 173V175H253V177H252V175L250 176V175H248L247 173H246V171L245 170H242L243 171V173H244V175H243V173H242V179L241 178H239V179H241V180H239V179H237V177L236 178H233V177H231V176H229L230 178H231V180L229 181V179L230 178H228V175H231V174H225L224 172H217L218 170H216V171H213L214 172V174H215V176H211V175H214V174H211V173H213V172H210L207 176H209L211 179H209L208 177H207V179H208V181L209 180H212V182L213 181H215V180H219L220 179V177H218V176H220L221 174H224V175H221V179H220V181H216L218 184H220V185H218V187L217 186H215V185H217V183H215V185H212V186H210V184L208 185L209 186V188L211 187L212 189H213V187L215 188V187H217V188H215L214 190H217L218 192V196L216 195V197L217 198H220V201H223L222 202V204H223V206L225 207V210L228 212V213H232V211L234 212V213H236V214H233V215H235V216H233L234 217V221L236 222L237 220H239L238 218H240V220L241 221H243V222H241L240 220L239 221H237V222H239L240 224H245L246 222H248V221H250L251 220V218H250V215H252V216H254L253 215V210H255L254 211V213H256V214H258V215H263L262 216V218H264V209H262L263 210V212L261 211V208H262V206H263V208H264V193H262L264 190H263V186H264V182H262L261 180H263L264 179V168H262V167H264V125L262 124V125H260V122L259 123H256V120L254 121L253 119H255V118H252V117H254L255 116V114L256 113H259V114H257V116L258 115H260V112H261V110L259 109H255L256 110V112H255V110H251L250 111V109ZM253 107H255V105H253ZM13 108V107H12ZM11 108V109H12ZM109 108V107H108ZM107 108V109H108ZM256 108H259V107H256ZM11 109H9V114L11 115L12 114V111H11ZM103 109H102V111H103ZM107 109H106V114L108 113V111H107ZM122 110H120V111H118V119H117V121L118 122H120L121 120H122V118H123V115H122V112H121ZM250 111V112H249ZM252 111H254V113L252 114ZM257 111H260V112H257ZM239 112H242V114H240ZM247 112H249L251 115H249V113H248V115L250 116V118H252L251 120H253V121H251L250 120V118H249V116H247ZM103 113V115H104V112H102ZM121 113V114H120ZM239 113V114H238ZM105 114V115H106ZM244 114H246V117H245V115ZM104 115V116H105ZM253 115V116H252ZM262 115V114H261ZM122 116V117H121ZM239 116V118H237ZM236 117V118H235ZM256 117V116H255ZM121 118V120H119ZM235 118V119H234ZM249 118V119H248ZM264 118V117H263ZM238 119V120H237ZM244 119V120H243ZM232 120V121H231ZM240 120V121H239ZM251 122H250V121ZM249 122V123H248ZM254 122V123H253ZM228 123V124H227ZM234 124V125H233ZM249 126H250V128H249ZM258 126V127H257ZM260 126H261V128H260ZM255 129H254V128ZM247 128V129H246ZM250 129V130H249ZM247 130V131H246ZM14 139V138H13ZM19 142H21V137H19ZM110 140H112L111 142L113 143H115L116 145L113 147V148H115L116 147V149H115V151H113V150H111L112 149V143L110 142ZM110 140H108V142L106 141V143L104 142V143H102V145H99L100 147V150L103 152V154L101 153L100 155H101V157L104 159H102L101 157H99V159H101L102 160V164H101V160H99V162H100V164L96 167V168H94V170H92L91 171V169H86L85 170V172H84V174H83V178H84V175H85V177H86V174L88 175V174H90L89 176H87L86 178H88V180L87 181H85L86 180V178H82V182H80V183H73V177L75 178L74 180H76L77 178L75 177V176H73L72 177V174H71V176L70 177H68L69 175H70V173H68V168H66V167H64V166H62L63 164H61L60 163V157H56V159H57V161L55 160V156H56V154H58V152L57 151H55L54 149H50L49 151H46L45 153H44V155L46 156H44V158L47 160L48 159V157H49V159L48 160H55L54 162L56 163V165H57V167H58V161H59V163H60V167H58V168H56L57 169V171H59L60 170V172H59V174H62V171L64 172L62 175L64 176H60V178L62 177L63 179L65 178V177H67L68 179L69 178H71L72 180H65L64 182H63V180L62 179H60L59 180V177H58V180H56L57 178V176L56 177H54V176H51L55 181H62L63 182V184H65V188H66V190H64L65 188H63L62 187V189H61V186H59V184H58V182H55V185L54 186H51L54 190H52V188L50 189V191L48 192V188H46V187H48V185H49V183H42L43 185H45V186H40V184L39 183H41L44 179L42 178V174H40V173H37L36 175L34 174V177L36 176V178H34V180H33V174L31 175V176H29L28 177V179H26V180H24V178H21V181L23 182V184L22 183H18L17 182V187L15 186V181H13L15 178L14 177H7V179L5 180H3V185H2V183L0 184V191L2 190V192H0V205L2 206V208H0V214L2 215V217H4V219L6 218V220L7 221H9V222H6V223H9L10 224V220L12 221L13 219V216H15V218H17V219H15L14 221L15 222H12L10 225L12 226H10L9 224V226L11 227V228H13V229H15L16 227H17V225L16 226H13V223L14 224H16V223H18L19 225L18 226H21V227H23L24 225H26V227H23V229L22 228H20L19 230H18V227L15 229V232L17 233V235L20 233L21 235H22V233H23V235L22 236H20L19 238H20V241L21 242H23V243H21L22 245H23V247L25 248V246H26V251H27V253H29V255L30 254H32V258H33V260H34V264H43L42 263V261L45 259V261H47L49 264H63V262L64 261H67V262H64V263H66V264H81L82 263V261L81 260H83V262L84 261H86V262H84L85 264H95V262L97 263V260L96 259H99V257H101L102 256V264H105L106 262V260L108 259V258H110V257H107V256H103V253H104V249H106L107 251H108V249H109V245H107L108 243H105L106 244V246L104 247V245L102 244L101 246H103V247H96V246H94L93 244L91 245V246H93V247H95V248H97L98 249V251L100 250V249H102L103 248V252L101 253L100 251V254H102L101 256H100V254H97V255H95V257L97 256V258H94V257H92V256H94L92 253H94L93 251L95 250V253L97 252V253H99L98 251H96L97 249H94V248H91V246H90V243H89V249L91 248V249H93L92 250V252L91 253H87L86 254V252H90L91 250H88L87 251V249L85 250V246H87V248H88V244H86L84 247H80L81 245L83 246V244H84V242H86L87 243V241L85 240L84 242H83V240L81 241L80 239H79V236L78 235H80V233L82 232L79 228H78V220H80V221H82V223H84V225L85 224H88V223H90V221H92V222H94L93 220H95L96 219V221L97 220H100L99 219V215L102 213V211L100 210V209H98L97 211H96V208H93V207H95L97 204H96V202L98 203V206H99V208H100V206H103L101 209L103 210H106V208H108V209H110V212L111 213H113L114 211H116V213H118L117 212V210H114V208L112 207V203H114V202H116V201H114V200H117L116 198H118V200H117V204L115 203V204H113V205H115V207L118 209L119 207H120V204H121V206H122V208H119V210L120 209H122V210H124V209H126L125 207H127V203H129L128 201L131 199V201H130V203H132V205H133V203H134V201L133 200H135V203L134 204H136L135 206L137 207L136 209L138 210V212H139V210H141V208L143 207V211H144V213H143V211H140V213H138L137 212V210L135 211V212H133V213H135L134 215L136 216L137 214L136 213H138L139 215V219H137V221L138 220H141L140 219V215L143 213V214H146V215H150V213L152 212L153 214H154V218L156 217V219H157V216H159L160 215V213H159V208H158V210L157 209H155L156 208V206L158 207V205L157 204H153V208H152V210L153 209H155V210H150V211H148L147 213H145V211L146 210H144V209H149V207H147V205L146 204H148V203H146L148 200V196H147V192L145 191V188H148V186H149V188H152V184H151V187H150V183H147V181L149 180V178H148V180H145V181H143L142 182V179L140 178V181H138V183H136V187H139L140 186V184L142 185V184H145V186H146V184H149V185H147V187H145L144 188V191H145V194H146V197H145V194H143V192L142 193H140L139 195L138 194H136V198L138 199V197L139 198H141V197H145L146 198V200L147 201H145L144 202V200H137V199H134V195H133V197L132 198H130L129 200L125 197V195H127V194H129V193H131V191L128 193L127 191H126V194H125V192H124V190L125 189H127L128 188V186H129V189L128 190H132L134 187H132L133 185L132 184H134L136 181H134V176H131V179H130V177L128 176V178H127V174L128 173H130V172H128V171H130L129 169V166H131L130 164H131V162H132V166H131V171L133 170L132 168H133V161L131 160V159H133L132 157H131V154H129L130 153V151H131V149L130 148H128L127 147V149L126 148H124V147H119L118 146V142H117V140H114V139H110ZM14 141V142H13ZM249 141V142H248ZM12 142L14 143V144H19V142H17V141H15V139L14 140H12ZM105 145V146H104ZM110 145V146H109ZM101 146H102V148H101ZM104 147H105V150H104ZM247 147V148H246ZM118 148V149H117ZM123 148H124V150H123ZM109 150L108 152H107V150ZM120 149L122 150V151H120ZM53 151H55L56 152V154H55V152H53ZM105 151H106V153H105ZM113 151V152H112ZM118 151V152H117ZM123 151H125V152H123ZM16 152H18V151H16ZM119 152L121 153V154H124V155H119ZM123 152V153H122ZM127 152H128V154H127ZM105 153V154H104ZM255 153V154H254ZM258 153V154H257ZM16 154H18V153H15V155L14 154H12L11 155V160L14 162V164H18L19 162H20V160H19V157L20 156H18V155H16ZM117 154V156L115 157V155ZM125 154H127V155H125ZM118 155H119V157H118ZM248 155V156H247ZM258 155V156H257ZM48 156V157H47ZM58 156H59V154H58ZM120 157H122L121 159H120ZM131 157V158H130ZM117 158H119V159H117V163H116V166H115V168L113 167V165H115V161H116V159ZM123 158H124V160L126 159V161H127V165L124 163L123 164V162H124V160H123ZM130 158V159H129ZM250 158L253 160V161H251L250 160ZM255 160H254V159ZM14 159V160H13ZM241 159V158H240ZM113 160H114V162H113ZM129 160H131V162L129 161ZM53 162V161H52ZM251 162V163H250ZM261 162V163H260ZM48 163H50L49 161H48ZM107 163V164H106ZM121 163H122V165H125L124 167H127L126 168V170H125V168L123 167L122 168V166H121ZM247 163V164H246ZM51 164H53V166H55L54 165V163H51ZM249 164H252L253 165V168H252V165H249ZM257 164V165H256ZM50 165V164H49ZM117 165H119V167L117 166ZM129 165V166H128ZM247 165H248V167H247ZM52 165H50V167H53ZM100 166V167H99ZM250 166V167H249ZM257 166V167H256ZM62 167V168H61ZM114 169H113V168ZM121 167V168H120ZM232 167V166H231ZM230 167V168H231ZM59 168H61V169H59ZM90 168V167H89ZM117 168V169H116ZM129 168V169H128ZM236 168H237V166H236ZM250 168V169H249ZM55 169V170H56ZM65 169V170H64ZM97 169V170H96ZM99 169H101V170H99ZM108 169H110V172H108ZM120 169H121V171H120ZM241 169V168H240ZM260 169V170H259ZM54 170V169H53ZM88 170H90L89 171V173H88ZM248 170H253V171H249L248 172ZM257 170V171H256ZM261 170H263V171H261ZM94 171H96L98 174V176H99V179H100V181L99 182H97V180H96V178L98 177H95V179H92L91 177V174H93L94 176L96 175L95 173H94ZM101 171V172H100ZM105 171V172H104ZM111 171H113L114 172V174L116 175V173H117V175L115 176L116 178H118V177H120L121 175H123L122 176V178H124V181L126 182V184H125V187L126 188H123V182L124 181H122V184H120V180H122V178H118L116 181H115V179L116 178H114V174H113V172H111ZM263 174V176H261L262 174L260 173V172ZM67 172V173H66ZM91 172V173H90ZM100 172V173H99ZM116 172V173H115ZM125 172L127 173V174H125ZM218 174H217V173ZM104 174V175H102V174ZM107 173H109V174H107ZM110 173H112L113 174V176L111 177V174ZM221 173V174H220ZM258 173H260V174H258ZM65 174H66V176H65ZM119 174V175H118ZM220 174V175H219ZM257 174V175H256ZM52 175H54V174H52ZM218 175V176H217ZM227 177H226V176ZM255 175V176H254ZM259 175H260V177H259ZM17 176V175H16ZM100 176H104V179H103V177L102 178H100ZM107 176L108 177H111V179L110 178H107ZM225 176V177H224ZM247 176H249V177H251L249 180H251L250 182L251 183H249V180L247 179ZM256 176H258V177H256ZM51 177H50V179H51ZM218 177V178H217ZM255 177V178H254ZM14 178V179H13ZM39 178H41V179H39ZM56 178V179H55ZM114 178V180L112 181V179ZM215 180H214V179ZM258 180H257V179ZM262 178V179H261ZM32 179V180H31ZM36 179H38L37 181H39V182H37L38 184V186H40L41 188H39V187H37V190L39 189V191H36V190H34V188L36 189V187H34V185L32 186V188H33V191H35L36 193L38 192L39 194H36V193H33V194H35V195H33L31 192L32 191H27V190H24V189H27V187H28V185H29V187L28 188H30V184H28L29 183V181H31V183H32V181H36ZM66 179V178H65ZM90 179H91V181H90ZM98 179V180H99ZM102 179H103V181L104 182H108V181H110V183L108 182V184H110L109 186L110 187H112L111 185H113V187H115L116 185V188H115V190H113V192L114 191H116L117 193H115L114 192V196H113V198L115 197V194L116 195H118V197H115V199L113 200L114 202H112V203H108L107 204V207L105 206L106 205V202H104L105 201V199L107 198L106 196V198L102 201V199L104 198V195H105V193H104V191H99V193H104L103 194V197H102V194L100 195V194H98V193H96V191L98 192V190L99 189H101V187L98 189L97 187H98V185L99 184H101L100 182L102 181ZM110 179V180H109ZM228 179V180H227ZM256 179V182L254 181V180ZM29 180V181H28ZM49 180V179H48ZM52 180V179H51ZM51 180H50V183H52V182H54L53 180H52V182H51ZM92 180H96V182H94V184H92ZM130 182H129V181ZM248 182H247V181ZM5 181H6V183L7 184H5ZM12 181V183H9V182H11ZM28 181V182H27ZM41 181V182H40ZM68 181V184L70 183V184H73V186H74V184H75V186H74V189H75V195H76V197H80L81 196V198H82V200H84V201H82V200H80V202L79 203H81V205L78 203V205H80V208H82V209H80L79 208V206L76 204L77 202H74V203H72L73 202V200H74V198H75V195H73V198H72V195H71V193H73V191L71 192V190L70 189H72L71 187L69 188H67V183H65V182H67ZM70 181H72V182H70ZM76 181H78V180H76ZM87 183V185H86V183ZM119 181V182H118ZM133 181V182H132ZM152 181V180H151ZM150 181V182H151ZM224 181H226V182H224ZM258 181H261V182H258ZM27 182V183H26ZM91 182V183H90ZM116 182V183H115ZM140 182H142V183H140ZM211 182V181H210ZM235 182V183H234ZM238 182H239V184H238ZM244 182L246 183V184H244ZM15 183V184H14ZM25 183V184H24ZM82 183V184H81ZM99 183V184H98ZM112 183V184H111ZM120 185V186H122V187H120V188H122V190L119 188V186H118V184ZM127 183H128V185H127ZM231 183V184H230ZM14 184V185H13ZM28 184V185H27ZM41 184V185H42ZM48 184V185H47ZM61 185H62V183H60ZM69 184V185H70ZM79 184H81L82 185V191H85L84 193H87L88 192V189L86 188V190H87V192H86V190H85V187H90L89 185H91V189H93L91 192H90V190H89V192H90V194L89 193H87V194H84V195H87L88 197H89V204L91 203V201H92V208L91 209H93V210H88V209H86V208H84L85 206H86V204L87 203H85V201L86 200H88L87 198V196H83V195H81V190L80 189H78L79 187ZM96 184V189L97 190H95V187L93 186V185H95ZM233 184H234V186H233ZM235 184H237L236 185V187H235ZM254 184V185H253ZM259 186H258V185ZM262 184V185H261ZM10 185V186H9ZM52 185H53V183H52ZM58 185V186H57ZM132 185V186H131ZM244 185V186H243ZM255 185H257V186H255ZM4 186V187H3ZM6 186V187H5ZM9 186V187H8ZM12 186H15L16 187V190H20L21 192L23 191V193H25L26 194V198H27V196H29L28 198H30V193L32 194L31 196L33 197V199H34V197H35V200H33V202L34 203H32L31 201H32V198H30L31 199V201L30 200H27L28 201V203H29V201L31 202V204H29L30 206L33 204H35V203H37L38 201L40 202V199L42 198V196H43V194H45V192H43V191H45L44 189L46 188V191H47V195L48 196H51V198L53 197L52 195H53V193H56V194H54V197H56L57 196V191H59V195L57 196V199L56 198H53V200H52V203H53V201L55 202V200L54 199H56L57 200V202L59 201V203H57V204H55V205H51V201H50V197H48L47 196V198L45 199V202H46V204L44 203V200H42L41 199V201L44 203L43 205H45V208H44V210H45V212H43V210H42V212L43 213H46L47 214V212H48V210H49V214H47V215H50V216H48L47 217V215L45 214V216L49 219V220H47L46 219V217L45 216H43L42 214L40 215V212L39 211H41L40 210V208H42V207H44V206H42L41 207V203H40V205H34V206H37V207H39L38 209H39V211H37V209H36V211H37V213L38 214H30V213H25V211L23 210V207H22V205L19 203V201L21 200L20 198H18V199H15V200H10L9 198H7L8 199V205H10V208L9 207H7L8 205L7 204H5V201H6V203H7V199L5 198V197H7V195H10V193L12 192V194H13V192L14 191H16L15 190V187L13 188ZM20 186H23V187H21L20 188ZM26 188H25V187ZM36 186V185H35ZM56 186V187H55ZM101 186V185H100ZM153 186H154V183H153ZM230 186L231 188H229L228 189V187ZM233 186V187H232ZM242 186V187H241ZM247 186H249V188L247 189ZM250 186H253V188L251 187V190H254V189H256V190H254V191H251L250 193L252 194V197L250 198V200L251 201H249L248 200V202H249V204H247L246 203V201H247V199H246V196H244V192L246 191V193H248L247 191L249 190L250 191ZM254 186L256 187V188H254ZM44 187V188H43ZM60 188V189H58V188ZM81 187V186H80ZM112 187V188H113ZM132 187V188H131ZM245 187H246V190H245ZM4 188V189H3ZM5 188L6 189H8V190H5ZM9 188L10 189H14V190H11V192H10V190H9ZM32 188H30V189H32ZM118 188V189H117ZM159 189H160V186L158 187ZM209 188H208V190H209ZM211 188H210V191H211ZM220 188V189H219ZM223 188H224V190H223ZM233 188V189H232ZM257 188H261L260 190L259 189H257ZM57 189V190H56ZM111 189V188H110ZM231 189V191H230V193H229V190ZM237 191H236V190ZM4 190V191H3ZM61 190H64V191H61ZM70 190V191H69ZM80 190V194L78 195L77 194V192ZM118 190H119V192H118ZM134 190L135 189H133L132 190V193L134 192ZM152 190V189H151ZM214 190H212L213 192H214V194L213 195H215L216 194V191H214ZM228 190V191H227ZM234 190V191H233ZM263 190V191H262ZM28 193H27V192ZM51 191H52V193H51ZM53 191H55V192H53ZM66 191H68V193H70V195L66 192ZM93 191H94V193H96V194H93ZM157 191V190H156ZM160 191L162 192V189H160ZM158 192L160 195H161V192ZM211 191V192H212ZM242 191H244L243 193H240L239 194V192H242ZM42 193V195H41V193ZM60 192H62V193H60ZM64 192H66L65 193V195H64ZM113 192H112V194H113ZM121 192V193H120ZM122 192H124V194L122 193ZM212 192V193H213ZM219 192L221 193V192H223V194H225V198L222 196V194H219ZM228 194H227V193ZM232 192V193H231ZM234 192H237L238 193V195H237V193H234ZM253 192H255V194L253 193ZM258 192V193H257ZM256 193H257V198H256ZM5 194V195H4ZM49 194H51V195H49ZM70 196H68V195ZM111 194V195H112ZM121 194V195H120ZM123 194V195H122ZM226 194H227V196H226ZM235 194V195H234ZM253 194H254V197H253ZM89 195H92V197H93V195H95L96 196V198L97 199H100V202L99 201H95V200H97L96 198H94L95 200H93V198H91ZM99 195V196H98ZM141 195H143V196H141ZM222 196V198H221V196ZM234 195V196H233ZM241 195L243 196V197H241ZM262 195V196H261ZM46 196V195H45ZM63 196V197H62ZM94 196V197H95ZM138 196V197H137ZM141 196V197H140ZM210 197H212L211 196V194L209 195ZM207 197V199H209L210 197ZM260 198H259V197ZM60 198V200H59V198ZM78 197V198H79ZM101 197H102V199H101ZM121 198V200H120V198ZM229 197V198H228ZM233 197V198H232ZM234 197H236V198H234ZM2 198H3V201H2ZM48 198H49V202H50V206H49V203H48V205H47V200H48ZM61 198H62V200L63 199H65L66 200V204H64L63 202H65V200H61ZM68 198V199H67ZM69 198H72L71 200H72V202H70V201H68L67 202V200H69ZM91 198V199H90ZM111 198H112V196H111ZM241 198H243V199H241ZM39 199V200H38ZM43 199H44V197H43ZM76 199V198H75ZM212 199V198H211ZM211 199H209V200H211ZM215 199V198H214ZM253 199V200H252ZM255 199V200H254ZM37 200V201H36ZM91 200V201H90ZM107 200V199H106ZM123 200H125L126 201V204L123 206V204L125 203V202H123ZM227 200V201H226ZM10 201V202H9ZM16 201V202H15ZM18 201V202H17ZM62 201V202H61ZM75 201H77V200H75ZM95 202V204H94V202ZM140 203V204H138V202ZM229 201V202H228ZM254 201V203H253V205L251 206L250 204H252V202ZM259 201V202H258ZM262 201H263V204H262ZM4 204H3V203ZM83 202V203H82ZM87 202V201H86ZM121 202V203H120ZM146 203V204H144V203ZM3 205H2V204ZM21 203H22V201H21ZM61 203V204H60ZM85 203V204H84ZM103 203L105 204V205H103ZM118 203H119V205H118ZM227 203H228V205H227ZM255 203L256 204H259V207L257 206V205H255ZM18 204V205H17ZM39 204V203H38ZM58 204H60V205H58ZM62 204L63 205H65V207H67V208H65V207H62ZM72 204V205H71ZM84 204V205H83ZM89 204H87V206L89 205ZM100 204V205H99ZM139 205V207H138V205ZM226 206H225V205ZM245 204V205H244ZM4 205L6 206L5 208H8V209H5L4 208ZM20 205H21V207H20ZM83 205V206H82ZM117 205V206H116ZM146 207H145V206ZM155 205V206H154ZM247 205V206H246ZM248 205H250V206H248ZM262 205V206H261ZM0 206V207H1ZM17 206V207H16ZM69 206V207H68ZM76 206H78V208L76 207ZM98 206H97V208H98ZM134 206V205H133ZM134 206V207H135ZM148 206H149V204H148ZM237 206L239 207V209L237 208ZM255 208H254V207ZM46 207H48V209L46 208ZM53 207H54V209H53ZM72 207L73 208H75L76 210H77V212L75 213V211L76 210H74V209H72ZM89 207V206H88ZM113 208V210H112V208ZM141 207V208H140ZM247 207V210H248V208H249V210L248 211H246V208ZM251 207H253V208H251ZM261 207V208H260ZM140 208V209H139ZM243 208V209H242ZM15 209V210H14ZM53 209V210H52ZM65 209V210H64ZM107 209V210H108ZM129 209V208H128ZM131 210L133 209L134 210V208H130ZM231 209V210H230ZM250 209H253L252 211L250 210ZM257 209H259V211L257 212L256 210ZM68 210H71V211H69V212H67ZM74 211V213H73V211ZM79 210H81V211H79ZM98 213V219L97 218H93L94 217V215H96L97 216V214L95 213L94 214V212L95 211ZM122 210H120L119 211V214L117 215L118 216V218H119V216L120 215H123V214H125V211L126 210H124L123 212H121ZM132 210V211H133ZM157 210V211H156ZM1 211H2V213H1ZM8 212V214H7V212ZM92 211H93V217H90V216H88V215H91L92 216ZM101 212V213H99V212ZM109 211V210H108ZM156 211V213H154ZM212 211V210H211ZM239 211V212H238ZM240 211H241V213H240ZM34 212V211H33ZM66 212H67V217H66ZM80 212V213H79ZM81 212H83V213H85V215H87L88 217L86 218V216H84L83 215V213L81 214ZM90 212H91V214H90ZM107 212V211H106ZM106 212H104L103 211V213H106ZM142 212V213H141ZM261 212V213H260ZM3 213H5V214H3ZM72 213L73 214H75V216H77L76 214H78V217L79 218H81V219H77L75 216H74V218H75V221H74V218L72 219V221H74V222H76V224H73L72 225V222L69 220V218L70 217H72L71 215H72ZM89 213V214H88ZM208 213H210V212H208ZM237 213H239L238 215H237ZM248 213V214H247ZM18 214H19V216H18ZM110 214V213H109ZM205 214H207V212L205 213ZM255 214V215H256ZM10 215V217H11V219L9 220V218L10 217H8V216ZM82 215V217H80ZM102 216L104 215V214H101ZM113 215H114V220H115V222L117 223V222H120V221H122L121 219H127L128 221L126 222V223H128L129 221H131L132 223L134 222V224H140L139 225V227L141 226L142 227V225H143V221H142V223H140V222H137L136 221V219H134V220H130V218H122V217H120L119 219L117 218V216H116V214H115V212L113 213ZM146 215H144V216H146ZM157 215V216H156ZM6 216V217H5ZM30 216H32V217H30ZM34 216H37V218L36 217H34ZM105 217H106V215H104ZM103 216V217H104ZM126 216H128V214H126ZM148 216H146V217H148ZM151 215H150V217H149V219L148 220H150L151 222L152 221H154V220H156V219H154L153 217H152ZM28 217H30V218H28ZM66 217V220H64V222H63V219ZM145 217V218H146ZM238 217V218H237ZM8 218V219H7ZM21 218V219H20ZM32 218V219H31ZM38 221H41V223H37V221L35 220V219ZM90 218L92 219V220H90ZM100 218H101V216H100ZM137 218V217H136ZM144 217H142V219H143ZM250 218V219H249ZM20 219V220H19ZM43 219V220H42ZM86 219V220H85ZM117 219L119 220V221H117ZM153 219V220H152ZM220 219V218H219ZM243 219V220H242ZM22 220V221H21ZM30 220H31V223H32V225H31V223H29L30 222ZM33 220V221H32ZM57 220H59V222L57 221ZM77 220V221H76ZM83 220H85V221H83ZM144 220V219H143ZM148 220H147V222H148ZM5 221V220H4ZM24 221V222H23ZM29 221V222H28ZM34 221H35V223L36 224H38V225H36L38 228L36 229V226L35 225H33V223H34ZM44 221V223L45 224H49L48 225V227L46 228V225L44 224V223H42ZM51 221H53L52 222V224L53 225H55V227H56V229H53L52 227H54L53 225L50 227V225H51ZM69 221H70V223H69ZM103 221H105V220H103ZM103 221H100V222H103ZM149 221V222H150ZM115 222H114V228H115V230H116V233H119L120 231L124 234V236H125V234H127L128 232V230H126V229H123V226H124V228L125 227H127V228H130V226H128L129 225V223L128 224H126V226H125V220H124V222H123V226L122 225H120V224H116V225H120V227L121 228H119V226H117L116 227V225H115ZM130 222V223H131ZM136 222V223H135ZM26 223V224H25ZM56 223H59V224H57L56 225ZM65 223L66 225H65V227L63 226V224ZM81 222H79V225H81L82 224ZM120 223H122V222H120ZM40 224H44V225H40ZM67 224H71L70 226H69V228H70V230H68V226H67ZM103 225V224H105V222H103V223H100V225ZM134 224H133V226H134ZM83 225V224H82ZM99 225V226H100ZM131 225V227H132V224H130ZM235 225H236V223H235ZM8 226V227H9ZM34 226V227H33ZM41 226H43V227H45V229H47V230H43L44 228L43 227H41ZM104 226V225H103ZM144 226V225H143ZM9 227V228H10ZM29 227V228H28ZM51 229H50V228ZM54 227V228H55ZM139 227H137V225H135V227H134V229L133 230H135L136 228H139ZM10 228V229H11ZM32 228V229H31ZM41 228V229H40ZM50 230H49V229ZM63 228H65V229H67L66 231H70L71 232V235L72 234H74L75 232H80V233H75L76 235H77V238L79 239V242L77 243V241L78 240H76V242H75V240H73V237H75L76 235H74V236H71V235H69L70 234V232H66V231H64V229ZM73 228V229H72ZM78 228V229H77ZM133 228V227H132ZM131 228V229H132ZM240 227L239 226H237L236 227V230H240L241 232H239L238 233V231H236L235 230V232H234V234L236 235V239L234 238V240H231L230 238H229V236H230V234H229V232H220V233H222V235H220V233L218 234V236H217V238L216 239H214V238H212L210 241L212 242H210V243H208L206 246H208V247H204L203 248V250H204V252H205V255H207V258H206V260L207 261H209V262H211L212 263V261L213 260H215V257H217V255H218V253L219 252H224V258L222 259V262L220 263V264H225V262H226V264H236L235 263V261H236V259H239V256L240 257H242L240 254H239V252L241 251V249L243 248L244 250H250L251 252H254V251H257L259 254H260V256H262V252H264V244L262 245L261 244V241L260 240H263L264 241V239L263 238H258V237H260V235L257 233L256 234V232L254 231H251V230H247V231H243V227L241 228V229H239ZM12 229V230H13ZM23 230V232H22V230ZM25 229V230H24ZM30 229V230H29ZM60 229V230H59ZM61 229H63V232H62V230ZM77 229V230H76ZM41 230V231H40ZM49 230V231H48ZM78 230H80V231H78ZM124 230V231H123ZM130 230V229H129ZM20 231V232H19ZM26 231H27V233H26ZM35 231V232H34ZM47 232L48 231V233H49V235H46L47 233L45 232V233H43V232ZM53 231V232H52ZM55 231L57 232V234L55 233ZM59 231V232H58ZM117 231H119V232H117ZM242 231H243V233H242ZM251 232V235H253V234H255V235H259V236H255V235H253V236H250V232ZM22 232V233H21ZM28 232L29 233H31V234H28ZM43 233V234H39V233ZM134 232H136V234H137V230L136 231H134ZM247 232V233H246ZM249 232V233H248ZM59 233H62V234H59ZM65 233V234H64ZM67 233V234H66ZM69 233V234H68ZM25 234V235H24ZM26 234H28V235H26ZM34 234H36V236L33 235ZM64 234V236H62ZM245 234V235H244ZM39 235V236H38ZM43 235V236H42ZM67 235V236H66ZM134 235H135V233H134ZM226 235H228V237L226 236ZM19 236V235H18ZM45 236V237H44ZM56 236V237H60L61 238V241H63V242H61L60 240H58V238H57V243H56V241H55V239H56V237L54 238V237ZM68 236H71V238L69 237V239H71V242H70V244L68 243L69 241V239L67 238ZM127 236V235H126ZM225 236V237H224ZM245 236V237H244ZM23 237V238H22ZM24 237L28 240H26V242L24 241ZM31 237H36V239L35 238H32L31 239ZM51 237V238H50ZM65 237V238H64ZM251 237V238H250ZM47 238V239H46ZM50 238V239H49ZM52 238H54V241L52 240ZM76 238V237H75ZM74 238V239H75ZM246 238H247V240H246ZM31 239V240H30ZM35 239V240H34ZM43 239H44V241H43ZM46 239V240H45ZM226 239V240H225ZM238 239V240H237ZM245 241H248V242H245ZM255 239V240H254ZM30 240V241H29ZM49 240H50V243H47V242H49ZM216 240V244H215V242L214 241ZM240 240H241V242H240ZM258 240L260 241V243L258 242ZM46 241V242H45ZM225 241V242H224ZM226 241L228 242L227 244H226ZM252 241H254V243H255V245H256V243L259 245V247H258V249H254V248H257L256 246H254V243L252 242ZM257 241V242H256ZM262 241V243H264ZM31 244H29V243ZM32 242H33V244H32ZM63 244V246H61V243ZM72 242H74V244L76 243V245H75V247L73 246L74 244H72ZM142 242V241H141ZM221 242V243H220ZM249 242H250V244H249ZM39 243H40V245H41V247H42V250H41V247H40V245H39ZM44 243H45V245H44ZM52 243V244H51ZM53 243H55V244H53ZM66 243V244H65ZM80 243V244H79ZM82 243V244H81ZM139 243H140V241H139ZM233 244V245H231V244ZM247 243V244H246ZM26 244H28V245H26ZM49 244L51 245V246H53V245H55L56 246V248H57V251H58V249H59V251H58V253L55 251V253H54V251H52L53 250V248L51 247V246H49ZM79 244V248H80V250H79V248H77V245ZM212 244V245H211ZM215 244V245H214ZM230 244V245H229ZM239 244V245H238ZM244 244H246V246L244 245ZM254 246V248L252 247V245ZM261 244V245H260ZM25 245V246H24ZM64 245H66L67 247H70L71 248V246L73 247V248H75V249H73V250H71V249H67L66 247H64ZM218 245H221V247L220 246H218ZM34 246V247H33ZM49 248H48V247ZM211 246V247H210ZM217 246H218V248H217ZM222 246H224V247H222ZM236 246V247H235ZM247 246H248V248H247ZM263 248H262V247ZM40 247V248H39ZM43 247H45L44 249H43ZM54 247V246H53ZM62 247H64V248H66V250L65 249H63ZM227 247V249L225 250V248ZM29 248V249H28ZM37 248H39V250L37 249ZM47 248V249H46ZM84 250H82V249ZM108 248V249H107ZM111 248V247H110ZM121 248V247H120ZM120 248H118V249H120ZM233 248V249H232ZM246 248V249H245ZM262 248V249H261ZM34 249H35V251L37 252H34ZM51 249V250H50ZM115 249V248H114ZM117 249V248H116ZM115 249V250H116ZM230 249V250H229ZM30 252H29V251ZM41 250V251H40ZM67 250H69V251H67ZM76 252H75V251ZM110 250V249H109ZM33 251V252H32ZM40 251V252H39ZM52 251V252H51ZM65 251H66V254L67 255H65ZM72 251V252H71ZM82 251V253H84L83 255L85 256L84 258L86 259V258H90V259H83L82 257H83V255H82V253L80 254V252ZM209 251V252H208ZM239 251V252H238ZM32 252V253H31ZM48 252H49V254H48ZM51 252V253H50ZM68 252L69 253H71V255L69 254L68 255ZM77 252H79V255L78 256H81V259L78 257V260H76V258H77ZM106 252V251H105ZM109 252V251H108ZM112 252H113V250H112ZM116 252V251H115ZM226 252H228L227 254H226ZM261 252V253H260ZM34 253V254H33ZM41 253V254H40ZM42 253H43V256H41L42 255ZM110 253H111V251H110ZM109 253V254H110ZM114 253V252H113ZM117 253V252H116ZM118 253H120V254H118L119 256V258H120V260H121V258H122V260H121V262L123 261V257L121 256V252H119V250H118ZM140 253V252H139ZM138 252L137 253H134V254H136V255H129V261H128V264H133L134 262H135V260L137 259V261L135 262V264H139L140 262L139 261H141V263H143V264H145V262H143L142 261V258L140 259V260H138V257L137 256H141L140 254H139ZM210 253V254H209ZM72 254L74 255V256H76V258L75 257H73L72 256ZM92 254V255H91ZM108 253H106L105 255H107ZM108 254V255H109ZM40 256V257H38V256ZM56 255V256H55ZM59 255V256H58ZM64 255V256H63ZM98 255H99V257H98ZM112 255V257L110 258V259H108L107 261H109V262H113V260H114V258H115V260L116 259H118L116 256H117V254H116V256H115V254L113 255V254H111ZM111 255H109V256H111ZM123 255V254H122ZM46 256H47V258H46ZM72 256V257H71ZM87 256H89V257H87ZM113 256H114V258H113ZM121 256V257H120ZM130 256H132V257H130ZM134 256H136L137 258H135ZM144 256V255H143ZM142 256V257H143ZM263 256H264V253H263ZM263 256L261 257V258H263ZM67 257H69V259L71 260L72 259V261H69V259H67ZM105 257V258H104ZM107 257V258H106ZM212 257V258H211ZM41 258V259H40ZM75 258V259H74ZM113 258V259H112ZM133 258V259H132ZM135 258V259H134ZM231 258L234 260V261H230L231 260ZM39 262V260H41L39 263L36 261V260ZM58 259V260H57ZM64 259H66V260H64ZM80 259V260H79ZM132 259V260H131ZM225 259V260H224ZM264 259V258H263ZM60 260V261H59ZM89 260H91V261H89ZM96 260V261H95ZM100 260V259H99ZM98 260V261H99ZM105 260V261H104ZM152 260V259H151ZM229 260V261H228ZM44 261V263H46L47 264V262H45ZM81 261V262H80ZM87 261H89V263H87ZM105 263H104V262ZM131 261V262H130ZM145 261V260H144ZM225 261V262H224ZM72 262V263H71ZM231 262H234V263H231ZM237 262V261H236ZM0 263H2V262H0ZM125 263L127 264V261H125ZM140 263V264H141ZM2 264H5V263H2ZM6 264H8V263H6ZM83 264V263H82ZM98 264V263H97ZM108 264V263H107ZM109 264H111V263H109ZM194 264V263H193ZM237 264H238V262H237ZM240 264V263H239Z\"/></svg>", "mask_w": 264, "mask_h": 264}]
</instances>
